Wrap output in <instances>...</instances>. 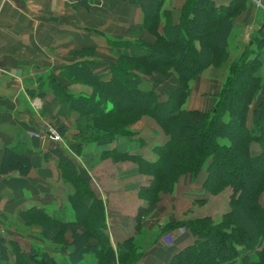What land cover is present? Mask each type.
I'll list each match as a JSON object with an SVG mask.
<instances>
[{
    "label": "trees",
    "instance_id": "16d2710c",
    "mask_svg": "<svg viewBox=\"0 0 264 264\" xmlns=\"http://www.w3.org/2000/svg\"><path fill=\"white\" fill-rule=\"evenodd\" d=\"M163 1L129 0L141 8V28L156 34L163 20L162 33L151 44L141 40H108L117 50L108 81L94 75L87 62L66 67L62 76L70 83L89 85L92 93L72 94L54 82L56 104L79 115L78 152L84 143L100 147L115 143L116 154L122 160L134 162L137 174L152 177L149 187L138 191L140 198L153 201L158 194L173 191L180 176L188 175L193 180L204 170L206 192L217 195L231 188L229 210L218 221L209 217L166 220L155 232L143 230L135 219L136 236L117 244L114 251L106 232L103 202L90 191L73 161L56 147L53 154L63 180L75 191L70 198L74 219H67L64 211L50 214L37 207L20 211L19 216L27 225H39L40 238L55 244L58 253L67 254L64 264H88L89 259L96 264H136L142 258L135 240L140 234L148 235L147 244L151 246L165 233L182 228L195 240L174 254L167 264H264V207L259 204L264 172L257 171L264 167V99L253 109L251 124L247 126L250 106L263 83L260 70L264 24L250 37L252 44L246 45L229 64L212 109L190 111L184 108L190 83L207 68H218L226 62L233 19L248 7L250 0H229L227 5L224 0H186L180 22L175 26L171 23V11H162ZM85 52L91 53H82ZM168 73L176 76L179 85L161 102L156 90L144 84L143 76L164 77ZM143 117L154 119L168 137L163 145L152 147L155 158L151 161L139 153L145 141L129 128ZM58 132L63 137L65 129ZM252 143L260 146L256 156L250 153ZM31 167V162L12 147L0 151V175L17 172L26 177ZM241 216L252 228L243 226ZM5 244L0 239V262L8 264ZM11 245L16 250V264H60L39 247L32 246L25 255L16 244Z\"/></svg>",
    "mask_w": 264,
    "mask_h": 264
},
{
    "label": "crops",
    "instance_id": "0c3cea01",
    "mask_svg": "<svg viewBox=\"0 0 264 264\" xmlns=\"http://www.w3.org/2000/svg\"><path fill=\"white\" fill-rule=\"evenodd\" d=\"M228 1L224 0L223 4L227 5ZM185 2L163 1L162 11H171L173 26L180 22ZM142 22L141 8L129 0H0V151L12 147L32 166L26 177L17 172L0 175V239L6 242L8 264L14 262L11 242L24 250L25 255L32 247L28 251L24 248L29 232H20L12 225V222L22 225L20 211L33 207L43 208L50 214L64 211L67 219H74L70 198L75 191L63 180L58 159L53 154L54 148H62L48 136L50 129L58 134V129H65L64 136H60L67 151L63 152L76 165L93 195L102 200L108 233L112 235L111 230L118 228L119 240L122 235L123 240L136 236L133 222L142 206L138 191L146 183L145 176L135 172L137 165L134 162L122 160L116 154L115 143L107 147L84 143L78 152L74 140L79 134L76 128L79 115L56 104L52 86L56 82L69 93L90 96L92 88L89 85L70 83L61 71L70 65L87 62L94 75L108 81L110 67L117 60V50L108 40H141L151 44L155 42V36L162 33L163 20L156 34L142 29ZM263 24L264 0H250L248 7L233 19L226 62L218 68H207L190 83L185 109L201 112L212 109L229 64L241 55L246 45L252 44L250 37ZM84 51L91 53L83 54ZM260 75L263 83L250 106L248 127L253 109L264 99V49ZM143 82L156 90L161 102H165L179 85L173 73L164 77L159 74L143 76ZM155 125L150 117H143L129 127L145 141V147L139 153L150 161L155 158L152 147L168 140ZM250 153L258 155L259 144L252 143ZM206 177L204 170L193 180L188 175L181 176L174 194L164 195L152 217L144 218L145 228L166 219L182 220L190 211L196 215L201 213L202 205L211 203H214L211 204L214 210L221 207L219 217L226 213L230 189L216 196L209 195L203 188ZM259 203L264 207V193L259 197ZM205 216L215 217L212 214ZM194 240L195 237L183 228L165 233L156 244L148 245L136 264H167L174 254ZM43 250L58 262L66 260L67 254H60L55 249ZM87 263L96 264L90 259Z\"/></svg>",
    "mask_w": 264,
    "mask_h": 264
},
{
    "label": "rangeland",
    "instance_id": "374dc122",
    "mask_svg": "<svg viewBox=\"0 0 264 264\" xmlns=\"http://www.w3.org/2000/svg\"><path fill=\"white\" fill-rule=\"evenodd\" d=\"M152 119V118H151ZM153 121H155L154 119H152ZM155 123H156V121H155ZM156 125H158L157 123H156ZM155 125V126H156ZM158 128L162 131V129L160 128V126L158 125ZM159 129H156V130H158V132H160L159 131ZM152 130H154L155 132H157L155 129H152ZM163 132V131H162ZM163 134H164V132H163ZM165 135V134H164ZM166 136V135H165ZM75 142H77V140L75 139L74 140ZM60 144H59V146L62 148V150H65V152H67L66 151V149H65V147H64V145H63V141H61V142H59ZM64 144H66V142H64ZM257 171L258 172H264V167L263 166H261L260 168H258L257 169ZM261 172V173H262ZM140 175H143V176H145L144 178H146V183H143V185L139 188V190H141V189H147L148 187H149V185H150V183H151V180H152V177L151 176H149V175H145V174H140ZM182 176H184V175H182ZM181 177V176H180ZM179 177V178H180ZM251 178L253 179H256V174H253L252 176H251ZM253 179V180H254ZM179 180V179H178ZM178 182V181H177ZM205 182V181H204ZM177 184V183H176ZM204 185V184H203ZM175 188H176V186L174 187V189H173V191H169V192H167V193H160V194H158L155 198H154V200L152 201V199H151V201L148 199V198H146V197H144V198H140L139 197V195H138V199L142 202V206L138 209V211L136 212V215H135V219H137L138 220V222L140 223V225L142 226V229L143 230H146V231H150V232H155L156 230L158 231V229L160 228V225L164 222V221H166V220H162V221H160L158 224H155V225H153V227H150V228H145V225H144V218H146V217H148V216H150L151 215V217H152V214L154 213V211L156 210V208L158 207V205H159V203L162 201V199H163V197H164V195H173L174 194V191H175ZM226 189H230V191H231V188H226ZM225 190V189H224ZM223 190V191H224ZM205 191V190H204ZM222 191V192H223ZM206 192V191H205ZM222 192H220V193H222ZM207 194H209V195H211L210 193H208V192H206ZM219 193V194H220ZM232 193V191L231 192H229V194H231ZM262 193H264V191L262 192ZM219 194H217V195H219ZM165 196V197H166ZM212 196H216V195H212ZM261 196V195H260ZM259 196V197H260ZM101 200V199H100ZM102 201V200H101ZM229 201H230V196H229ZM211 204H214V203H211ZM211 204H209V205H207V206H205V205H202V208H201V213H197L196 215L195 214H193V213H195L194 211H190V213H188L182 220H186V219H190V218H203V217H201V216H204V217H209V218H211V219H213V220H215V221H218L220 218H221V216L224 214V212L221 214V216L219 217V215H220V213L222 212V210H221V207H216V209L214 210L213 208H211L212 206H211ZM260 204V203H259ZM217 205H222V204H219V203H217ZM229 205V204H228ZM226 207V206H225ZM105 208V207H104ZM228 208H226L225 209V212H226V210H227ZM105 212V211H104ZM214 213V214H213ZM193 214V215H192ZM207 214H212V215H214L215 217H210V216H205V215H207ZM105 216H106V214H105ZM21 219V218H20ZM147 219V218H146ZM21 221H22V225H19V224H14L13 222H12V225H15V228L17 229V230H19L20 232H25V231H28L29 232V235H27L26 236V241H25V244H24V248H25V250L26 251H28V249H29V247H31V246H35V247H39V248H41V249H44V248H46L47 250H52V251H54V249H55V247H56V245L55 244H52V243H46V242H43L40 238H39V233H37V230L39 229V225H37V224H35V223H30L29 225H27L26 224V221H24V220H22L21 219ZM169 221H180V220H175V219H173V220H169ZM241 222H242V224H243V226H246L247 228H252V226H251V224L243 217V216H241ZM110 227L111 228H113V225H112V221H110ZM106 232L108 233V225H107V218H106ZM242 226V227H243ZM113 230V231H112ZM111 230V234L112 235H110L109 233H108V235H109V238H110V244H111V246H112V249L114 250V251H117V244H120V243H123L125 240H123L125 237H123V235L121 236V240H119L120 238L118 237L121 233H117L118 232V230L120 231V229H118V228H115V229H112ZM138 234V233H137ZM141 236L139 237V238H137V239H135L136 240V246L137 247H139V252L141 253V257L143 256V254H144V252H145V250H146V244H147V236L148 235H145V233L143 234L144 236H142V234H140ZM123 238V239H122ZM40 239V240H39ZM34 240V243H32V241ZM119 240V241H118ZM119 242V243H117L116 244V242ZM121 241V242H120ZM11 243H13V242H11ZM148 245V244H147ZM20 251H22V249L17 245L16 246ZM44 247V248H43ZM11 248H12V255L14 256V262H13V264H16V257H15V254H16V250H15V247H13L12 245H11ZM52 248V249H51ZM24 251V250H23ZM140 261V260H139ZM59 263L60 264H64L65 263V260L64 261H59Z\"/></svg>",
    "mask_w": 264,
    "mask_h": 264
},
{
    "label": "built area",
    "instance_id": "2783aa9c",
    "mask_svg": "<svg viewBox=\"0 0 264 264\" xmlns=\"http://www.w3.org/2000/svg\"><path fill=\"white\" fill-rule=\"evenodd\" d=\"M34 105L37 106V102H35ZM48 136H49L50 139H51L53 142H55V143H59V142L62 141L60 135H59V134L57 133V131L54 130V129H50V130H49Z\"/></svg>",
    "mask_w": 264,
    "mask_h": 264
}]
</instances>
